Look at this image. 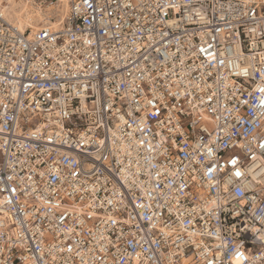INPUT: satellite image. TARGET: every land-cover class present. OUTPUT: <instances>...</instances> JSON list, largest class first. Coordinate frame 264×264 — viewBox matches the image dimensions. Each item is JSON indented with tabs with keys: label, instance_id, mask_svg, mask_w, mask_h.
<instances>
[{
	"label": "built area",
	"instance_id": "obj_1",
	"mask_svg": "<svg viewBox=\"0 0 264 264\" xmlns=\"http://www.w3.org/2000/svg\"><path fill=\"white\" fill-rule=\"evenodd\" d=\"M18 1L0 264H264V0Z\"/></svg>",
	"mask_w": 264,
	"mask_h": 264
},
{
	"label": "rangeland",
	"instance_id": "obj_2",
	"mask_svg": "<svg viewBox=\"0 0 264 264\" xmlns=\"http://www.w3.org/2000/svg\"><path fill=\"white\" fill-rule=\"evenodd\" d=\"M14 3L13 6H11V12H10V16L17 21V18L14 17L13 11H18V14H21V17H23L22 21H20V24H27L29 22H31L34 26L38 24L39 22V17L38 14L36 12H34L33 8H28L27 5L24 2H19L18 0L16 1H12ZM59 2L63 4L62 0H59ZM63 7H67V6H63ZM13 8V11H12ZM64 8V9H65ZM18 17V16H17Z\"/></svg>",
	"mask_w": 264,
	"mask_h": 264
},
{
	"label": "bare ground",
	"instance_id": "obj_3",
	"mask_svg": "<svg viewBox=\"0 0 264 264\" xmlns=\"http://www.w3.org/2000/svg\"><path fill=\"white\" fill-rule=\"evenodd\" d=\"M9 1V3H8V14H9V18L10 19H12L21 29H23L27 24H20V21H22V19H23V17H21V14L19 13L18 14V11H13V8H12V11H13V14H14V17L15 18H17V21L16 20H14L11 16H10V12H11V6H13L14 5V3L12 2V1H15V0H8ZM63 1V4L65 5V6H67V0H62ZM63 5V6H64ZM18 16V17H17ZM32 24V23H31ZM37 26H34L33 24H32V26H31V30H34L35 28H36Z\"/></svg>",
	"mask_w": 264,
	"mask_h": 264
}]
</instances>
